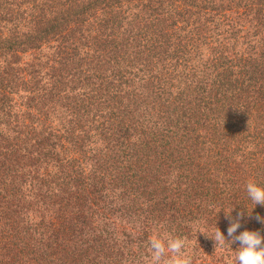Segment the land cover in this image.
<instances>
[{"label": "trees", "instance_id": "16d2710c", "mask_svg": "<svg viewBox=\"0 0 264 264\" xmlns=\"http://www.w3.org/2000/svg\"><path fill=\"white\" fill-rule=\"evenodd\" d=\"M249 180L264 0H0V264H148L165 232L229 264L241 211L264 250Z\"/></svg>", "mask_w": 264, "mask_h": 264}, {"label": "clouds", "instance_id": "9594fccd", "mask_svg": "<svg viewBox=\"0 0 264 264\" xmlns=\"http://www.w3.org/2000/svg\"><path fill=\"white\" fill-rule=\"evenodd\" d=\"M247 196L253 207L251 210L246 205L247 214L251 215L257 205L264 207V184L254 180H249L246 184ZM234 208V207H233ZM226 211L229 217L233 211ZM245 212L237 213L235 219H232L227 229V237L222 230L217 227V231L210 237L214 238L217 245H223L225 242H239V247L235 248V256L229 261V264H264V250L261 249L259 237L251 229L239 231L242 226V220ZM264 225V219L260 220ZM200 232H204L201 230ZM230 237L231 239H229ZM233 248V247H232ZM150 259L148 264H194V256L187 251V241L181 236H173L169 233H157L151 236L149 241Z\"/></svg>", "mask_w": 264, "mask_h": 264}]
</instances>
